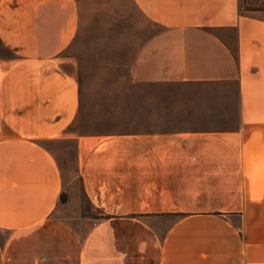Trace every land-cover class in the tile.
Instances as JSON below:
<instances>
[{
    "label": "crops",
    "instance_id": "crops-1",
    "mask_svg": "<svg viewBox=\"0 0 264 264\" xmlns=\"http://www.w3.org/2000/svg\"><path fill=\"white\" fill-rule=\"evenodd\" d=\"M134 8L153 30L129 78L182 85L180 110L85 116L75 36ZM60 141L88 207L71 220ZM0 264H264V9L0 0Z\"/></svg>",
    "mask_w": 264,
    "mask_h": 264
},
{
    "label": "rangeland",
    "instance_id": "rangeland-1",
    "mask_svg": "<svg viewBox=\"0 0 264 264\" xmlns=\"http://www.w3.org/2000/svg\"><path fill=\"white\" fill-rule=\"evenodd\" d=\"M246 9H264V0H242ZM90 22L79 31L72 44L75 71L80 77L85 96V116H103L138 112L180 110L172 107L179 91L178 84H132L128 64L132 54L153 26L133 9V18L125 21L109 17L108 11L95 14L96 22ZM93 127V126H89ZM56 157L63 170V180L68 187L61 196L60 204L75 201V205L59 207L58 214L68 220L87 212L85 197L80 190V179L74 159L75 144L54 142Z\"/></svg>",
    "mask_w": 264,
    "mask_h": 264
}]
</instances>
